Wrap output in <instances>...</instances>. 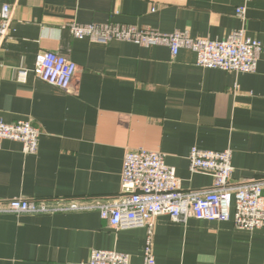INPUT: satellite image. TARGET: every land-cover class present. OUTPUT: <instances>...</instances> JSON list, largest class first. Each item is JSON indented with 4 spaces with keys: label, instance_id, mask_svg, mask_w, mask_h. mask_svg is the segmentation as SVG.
Segmentation results:
<instances>
[{
    "label": "crops",
    "instance_id": "0c3cea01",
    "mask_svg": "<svg viewBox=\"0 0 264 264\" xmlns=\"http://www.w3.org/2000/svg\"><path fill=\"white\" fill-rule=\"evenodd\" d=\"M14 5L0 39V121L31 120L36 153L19 141L0 148V201L13 198L110 199L121 190L128 151L164 154L181 187H210L189 169L197 146L232 151L234 181L264 177V53L253 72L203 67L197 54L167 45L77 38L71 23H116L225 39L236 29L264 43V0H0ZM246 7L245 18L236 14ZM40 51L77 65L71 89L33 73ZM25 68L28 74L19 78ZM158 215L151 235L157 264H264V226ZM148 229H112L96 209L0 212V264H87L93 249L129 254L143 264Z\"/></svg>",
    "mask_w": 264,
    "mask_h": 264
},
{
    "label": "built area",
    "instance_id": "2783aa9c",
    "mask_svg": "<svg viewBox=\"0 0 264 264\" xmlns=\"http://www.w3.org/2000/svg\"><path fill=\"white\" fill-rule=\"evenodd\" d=\"M13 13L14 5L7 3L2 6L0 39L8 36ZM245 13L246 7H237L238 17L244 19ZM70 31L77 38L101 43L124 40L143 46L167 45L173 56L178 55L182 48H189L196 52L198 65L226 71L253 72L264 53V43L249 37L244 29L232 31L225 39L192 38L181 32L163 33L116 23H71ZM32 71L40 79L71 89L77 65L56 51H40ZM18 73L19 78H25L28 70L22 68ZM39 137L40 130L31 120L0 121V148L4 139H11L21 142L25 153H36ZM189 169L193 173L211 175L212 185L185 190L175 169L166 164L163 153L146 149L128 151L123 163L121 190L114 198L89 201L13 198L0 201V212L53 214L96 209L112 229L146 227L149 236L143 264H157L151 235L155 219L161 214L169 215L175 221H187L191 217L209 221L229 220L230 208L234 204L235 227L255 230L264 226V177L234 181L230 149L217 151L194 146L189 153ZM87 264L132 263L127 253L93 249Z\"/></svg>",
    "mask_w": 264,
    "mask_h": 264
}]
</instances>
